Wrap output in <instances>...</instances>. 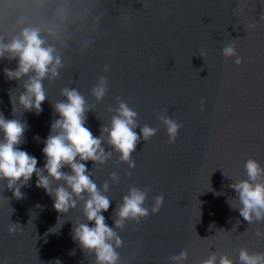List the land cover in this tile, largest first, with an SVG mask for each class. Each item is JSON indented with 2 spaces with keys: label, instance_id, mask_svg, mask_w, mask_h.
<instances>
[{
  "label": "water",
  "instance_id": "obj_1",
  "mask_svg": "<svg viewBox=\"0 0 264 264\" xmlns=\"http://www.w3.org/2000/svg\"><path fill=\"white\" fill-rule=\"evenodd\" d=\"M262 12L264 0H0L4 43L25 28L39 29L63 65L58 78L43 81L48 98L43 111L16 114L29 125L18 147L37 158L38 168L46 162L44 141L59 118L53 106L65 99V87L76 88L94 106L85 126L96 137L110 126L117 98L138 113L141 127L158 128L150 141L141 137L132 156L134 169L115 152L106 164L86 162L98 187L109 184L105 195L111 205L102 214L110 227L131 186L149 190V209L154 197L164 196L158 214L116 229L124 241L118 249L121 264H171L169 257L184 250L185 264H201L212 252L240 264L241 248L264 252V238L256 235L264 232V222L250 224L228 202L237 195L234 181L247 178V159L264 166ZM229 43L243 57L242 64L234 63L235 56L223 57ZM7 56L0 58V112L13 119L11 95L18 99L23 81L5 77L4 68L14 70L18 63ZM100 76L109 87L98 102L91 91ZM159 115L183 125L174 144L168 143ZM62 171L71 172L67 167ZM112 173L119 183L112 181ZM36 181L34 174L19 200L6 181L0 182V260L94 264V255L73 239L74 224L85 222L82 205L66 215L57 212L54 199ZM11 222L22 230L10 235Z\"/></svg>",
  "mask_w": 264,
  "mask_h": 264
},
{
  "label": "clouds",
  "instance_id": "obj_2",
  "mask_svg": "<svg viewBox=\"0 0 264 264\" xmlns=\"http://www.w3.org/2000/svg\"><path fill=\"white\" fill-rule=\"evenodd\" d=\"M264 20V12L260 14ZM248 27L254 28L255 24ZM54 48L46 47L45 41L40 36V30L25 28L19 36L10 42L4 43L0 37V58L16 60L17 67L12 70L4 68V75L8 80L23 81V91L17 96L11 95L12 113L16 118L7 119L0 112V182H5L7 188L13 191V196L19 200L25 198L21 188L27 186L35 174L36 186L43 188L54 199V208L61 214H68L70 210L82 205V215L85 222L74 224L73 239L89 256L94 255V264H121L118 249L122 248L124 241L116 229L123 230L126 223L135 221L137 224L151 214H158L164 204V196L153 198L151 208L146 207L149 190H142L135 186L129 188L128 194L118 204L113 220L114 227L106 223L102 214L107 212L111 200L105 193L109 191V184L105 182L101 187L91 178L92 173L86 167V162H93L94 166L106 164L113 152L119 154V160L135 168L132 159L137 145L143 141H150L157 133L158 128L145 124L142 127L138 122V113L131 109L127 103L117 98L118 107L111 117L110 126L101 128V135L96 137L85 126L86 113L92 111L94 106H89L85 97L76 88L65 87L61 95L65 98L54 104L55 113L59 115L51 123V130L44 141L42 152L46 157L43 168H38V160L27 151L18 146L25 142L24 133L29 125L20 119L23 112L35 111L40 114L42 104L48 99L43 81H54L59 77V69L63 67L58 55H54ZM225 59L236 57L234 63H243L233 44H226L222 48ZM206 53H201L203 57ZM105 65V71H109ZM24 77H27L25 80ZM108 80L100 76L91 95L96 101H103L108 92ZM203 101L201 110L203 111ZM22 114L17 118V113ZM110 111H113L110 109ZM157 119L164 125L168 135V143L174 144L180 133L182 124L167 115H159ZM140 129V134L136 129ZM110 150L106 151L104 145ZM70 168L71 172L62 171ZM246 179L234 181L231 187L236 192V198L229 199L234 209L250 224L264 222V166L253 158L247 159L244 164ZM46 173V174H45ZM131 175L130 173L128 174ZM113 182L119 183V176L111 174ZM219 195V193H218ZM8 199V198H7ZM9 201V200H8ZM11 213L14 209L11 208ZM94 222V226H89ZM22 230L19 223L11 222L9 234ZM258 237L264 238V232L258 231ZM75 253L73 252L72 255ZM188 259L187 250L169 257L171 264H185ZM240 264H264V252H249L247 248L239 251ZM0 264H9L7 258L0 260ZM59 264V261L56 262ZM201 264H235L227 254L211 255L201 261Z\"/></svg>",
  "mask_w": 264,
  "mask_h": 264
}]
</instances>
